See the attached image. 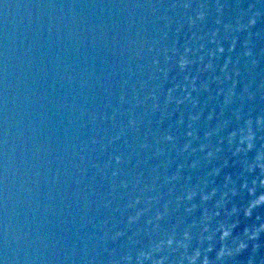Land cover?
<instances>
[{"label": "water", "instance_id": "obj_1", "mask_svg": "<svg viewBox=\"0 0 264 264\" xmlns=\"http://www.w3.org/2000/svg\"><path fill=\"white\" fill-rule=\"evenodd\" d=\"M257 117L261 0H0V256L135 264L186 232L196 248L206 216L221 211L212 231L223 209L247 204L246 193L222 199L225 178L238 184L255 157H233L228 137ZM256 135L260 148L264 128ZM256 243L225 264H264V235Z\"/></svg>", "mask_w": 264, "mask_h": 264}, {"label": "clouds", "instance_id": "obj_2", "mask_svg": "<svg viewBox=\"0 0 264 264\" xmlns=\"http://www.w3.org/2000/svg\"><path fill=\"white\" fill-rule=\"evenodd\" d=\"M261 2L264 3V0H261ZM249 10L251 11L252 8H249ZM260 15V12H253L252 17L248 20L247 27H253ZM197 19H203V16H197ZM237 24L239 25L237 31H246L239 21H237ZM218 51L222 52L223 49H218ZM244 55L248 58L252 54L251 52H245ZM179 67L182 70L186 67V62L183 59H181ZM252 67H256L255 62H253ZM170 95L171 93H169ZM247 99L251 102L255 97L249 94ZM240 118V115L237 114V119L239 120ZM262 128H264V118L248 119L240 129L238 137L237 133H233L228 137L229 148H232L234 142L236 145L235 151L232 153L233 157L255 153L254 159L247 163L244 169V176L238 184L233 183L231 177L225 178V187L227 188L229 185L231 187L222 199L226 201L238 200L242 194L246 193L248 197L246 206H233L230 209H223V206L218 203L216 208L223 209V215L228 219L218 223L215 229L210 231L206 225L210 224L212 219H219L221 211L214 212L212 217L206 216L203 221L205 226H202L199 238L196 241V248H192L193 237L186 232L181 241H174L172 237H169L166 242L158 244L148 252H141L137 256L135 264H166L165 259L153 261V256L164 248L173 249L174 252L182 250L181 264H225L226 260H230L247 251L250 245L253 252L257 250L258 245L256 242L264 235V216L256 214L251 226L244 227L242 232L239 233H237V229L240 228L241 216L244 220H253L254 213H257L258 209L264 208V146L257 148L258 138L256 135L257 130ZM165 139L169 143L172 142L171 137H166ZM116 163L119 164L120 160L117 159ZM212 175H219V171L214 170ZM249 177H251V180H249ZM215 195L216 193L213 191L209 195L202 196L201 200L202 202H207ZM193 196L194 194L190 193L187 199L192 200ZM157 219L159 220L160 217L158 216ZM128 222L132 224L135 221L130 218ZM234 233L237 234L234 235ZM217 244L219 247H217ZM210 257L213 258L210 259ZM125 260L127 264H132L131 258L126 257ZM0 264H7L5 257L0 256Z\"/></svg>", "mask_w": 264, "mask_h": 264}]
</instances>
